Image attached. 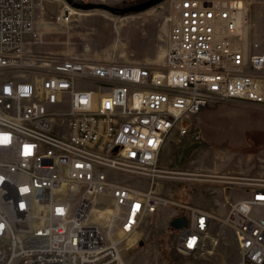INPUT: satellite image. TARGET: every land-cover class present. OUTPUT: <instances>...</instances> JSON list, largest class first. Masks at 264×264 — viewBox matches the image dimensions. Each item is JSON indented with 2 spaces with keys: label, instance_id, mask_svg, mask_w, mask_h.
Returning <instances> with one entry per match:
<instances>
[{
  "label": "built area",
  "instance_id": "1",
  "mask_svg": "<svg viewBox=\"0 0 264 264\" xmlns=\"http://www.w3.org/2000/svg\"><path fill=\"white\" fill-rule=\"evenodd\" d=\"M250 4L173 0L165 57L147 66L36 50L37 0H0V264H126L163 207L188 219L177 250L205 251L217 214L158 191L159 160L172 135L203 140L210 106L264 109V23ZM261 197L264 182L249 184L223 220L238 264H264Z\"/></svg>",
  "mask_w": 264,
  "mask_h": 264
},
{
  "label": "rangeland",
  "instance_id": "2",
  "mask_svg": "<svg viewBox=\"0 0 264 264\" xmlns=\"http://www.w3.org/2000/svg\"><path fill=\"white\" fill-rule=\"evenodd\" d=\"M78 1L119 7L147 0ZM250 2L253 21L260 28L264 23V0ZM65 4L64 0H37L36 20L43 44L35 46L36 50L84 55L96 62L147 66L163 62L173 0L125 17L102 10H75L71 23L59 24L57 16ZM196 122L203 140L170 136L159 160L166 175L157 182L164 196H175L181 203L217 214L206 249L196 255L180 253L171 221L181 212L163 207L141 228L135 239L138 244L124 252L126 264L239 263L236 235L223 220L229 203L242 198L249 184L264 182V109L244 102H223L205 109ZM241 159L251 161L253 169L239 172L237 163ZM125 181L135 185L137 180L127 177ZM142 183L149 188V182Z\"/></svg>",
  "mask_w": 264,
  "mask_h": 264
},
{
  "label": "water",
  "instance_id": "3",
  "mask_svg": "<svg viewBox=\"0 0 264 264\" xmlns=\"http://www.w3.org/2000/svg\"><path fill=\"white\" fill-rule=\"evenodd\" d=\"M64 1L72 8H75L77 10H81L85 12L102 10L115 16L125 17L132 14L145 12L153 7H156L164 3L167 0H147L138 4L129 5L127 7H115L105 3L80 2L78 0H64ZM187 226H188V219L185 215L176 217L171 221V227L177 231L182 230ZM140 245L144 246V241H141Z\"/></svg>",
  "mask_w": 264,
  "mask_h": 264
},
{
  "label": "crops",
  "instance_id": "4",
  "mask_svg": "<svg viewBox=\"0 0 264 264\" xmlns=\"http://www.w3.org/2000/svg\"><path fill=\"white\" fill-rule=\"evenodd\" d=\"M237 170L240 172V171H243V172H246L247 173V171L250 169V171L253 169V164H252V162L250 161V163L249 162H247L246 160H244V159H241V160H239L238 161V163H237Z\"/></svg>",
  "mask_w": 264,
  "mask_h": 264
},
{
  "label": "bare ground",
  "instance_id": "5",
  "mask_svg": "<svg viewBox=\"0 0 264 264\" xmlns=\"http://www.w3.org/2000/svg\"><path fill=\"white\" fill-rule=\"evenodd\" d=\"M65 10L66 11H68V12H70L72 15H74L75 14V10H77V9H75V8H72L70 5H68L67 3L65 4ZM81 11V10H80ZM85 12V11H84ZM88 12H90V11H88ZM169 21H171V18L169 19ZM163 173H165V172H163ZM180 175H182V174H180Z\"/></svg>",
  "mask_w": 264,
  "mask_h": 264
},
{
  "label": "snow or ice",
  "instance_id": "6",
  "mask_svg": "<svg viewBox=\"0 0 264 264\" xmlns=\"http://www.w3.org/2000/svg\"><path fill=\"white\" fill-rule=\"evenodd\" d=\"M7 91V90H6ZM25 91H27V90H25ZM5 142V140H4V137L3 136H0V144H3ZM150 144L151 143H153V142H149ZM28 147L29 146H25V148H26V153H27V149H28ZM23 191H27V189H24ZM261 199H264V197H261ZM136 207H138V205L136 206ZM59 211V210H58ZM202 224H203V221L201 222ZM191 244H192V242H190V244H189V246L191 247Z\"/></svg>",
  "mask_w": 264,
  "mask_h": 264
},
{
  "label": "flooded vegetation",
  "instance_id": "7",
  "mask_svg": "<svg viewBox=\"0 0 264 264\" xmlns=\"http://www.w3.org/2000/svg\"><path fill=\"white\" fill-rule=\"evenodd\" d=\"M134 4H137V3H130V4H128V3H125L124 5H122V6H119V7H127V6H129V5H134Z\"/></svg>",
  "mask_w": 264,
  "mask_h": 264
}]
</instances>
